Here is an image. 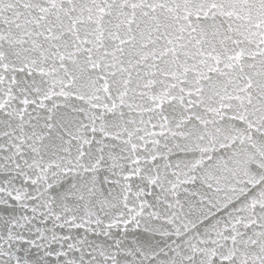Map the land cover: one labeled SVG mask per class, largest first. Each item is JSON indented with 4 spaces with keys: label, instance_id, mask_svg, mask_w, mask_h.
Instances as JSON below:
<instances>
[{
    "label": "snow or ice",
    "instance_id": "obj_1",
    "mask_svg": "<svg viewBox=\"0 0 264 264\" xmlns=\"http://www.w3.org/2000/svg\"><path fill=\"white\" fill-rule=\"evenodd\" d=\"M0 264H264V0H0Z\"/></svg>",
    "mask_w": 264,
    "mask_h": 264
}]
</instances>
